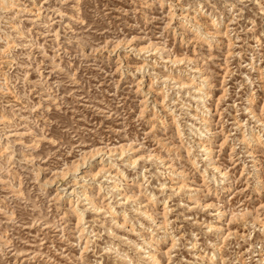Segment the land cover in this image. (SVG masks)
<instances>
[{
	"label": "rangeland",
	"instance_id": "1",
	"mask_svg": "<svg viewBox=\"0 0 264 264\" xmlns=\"http://www.w3.org/2000/svg\"><path fill=\"white\" fill-rule=\"evenodd\" d=\"M0 264H264V0H0Z\"/></svg>",
	"mask_w": 264,
	"mask_h": 264
}]
</instances>
